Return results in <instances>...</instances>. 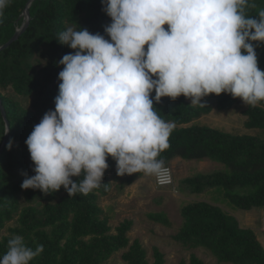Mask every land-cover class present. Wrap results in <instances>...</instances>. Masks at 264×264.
Instances as JSON below:
<instances>
[{"label":"trees","instance_id":"obj_1","mask_svg":"<svg viewBox=\"0 0 264 264\" xmlns=\"http://www.w3.org/2000/svg\"><path fill=\"white\" fill-rule=\"evenodd\" d=\"M27 1L12 0L4 10L0 18V45L20 27ZM251 3L255 7L249 6L246 12L255 17L264 9V0H250ZM28 11L27 28L0 50V99L9 125L7 140L0 148V257L7 252V241L19 235L33 249L40 244L44 246V251L30 264H101L118 252L125 264H165L156 247L150 262L140 240L130 242L131 220L122 221L114 230L109 225L98 199L110 190L109 173L116 165L110 156L102 181L107 185L88 195L69 196L63 186L48 194L39 189L21 188L25 179L22 173L35 175L25 141L44 114L55 110L54 99L61 83L58 74L63 69L58 61L75 51L60 44L58 34L68 27L83 28L110 39L104 33V26L111 23V18L102 11L101 0H32ZM164 28L167 30L168 26ZM255 50L258 67L264 71V43ZM202 103L203 107L193 106L183 95L175 100L163 97L159 103L154 101L158 115L175 124L169 137L170 147L158 159H163L164 164L176 156L217 161L223 169L195 174L184 179L183 185L192 194L219 188L233 206L243 210L261 209L264 206V101L251 107L240 98L221 93L209 94ZM233 108L241 109L242 126L252 133L196 122L212 110L225 112ZM4 124L0 112V135ZM3 139L4 136L0 145ZM10 139L13 146L7 150L5 145ZM142 174H133L127 183ZM72 179L75 182L80 178ZM180 215L181 225L172 238L181 246L202 247L219 263L264 264V247L254 230L240 226L223 207L207 199H193L181 207ZM151 218L169 224L163 213ZM177 264H203V261L192 253L189 261L181 260Z\"/></svg>","mask_w":264,"mask_h":264},{"label":"clouds","instance_id":"obj_2","mask_svg":"<svg viewBox=\"0 0 264 264\" xmlns=\"http://www.w3.org/2000/svg\"><path fill=\"white\" fill-rule=\"evenodd\" d=\"M11 2L0 0V18ZM101 4L111 18L104 26L110 39L83 28L58 34L57 41L75 51L58 61L63 69L55 110L25 141L35 175L22 173V189L48 194L63 186L69 196L88 195L107 185L102 181L109 156L120 176L162 175L165 162L158 157L170 147L175 128L154 106L163 97L183 95L200 107L209 94H230L251 107L264 101V71L255 50L264 43V9L248 15L246 9L255 7L250 0ZM8 131L5 123L0 138ZM12 146L10 139L5 147ZM43 251L42 244L33 249L15 235L0 264H30Z\"/></svg>","mask_w":264,"mask_h":264},{"label":"rangeland","instance_id":"obj_3","mask_svg":"<svg viewBox=\"0 0 264 264\" xmlns=\"http://www.w3.org/2000/svg\"><path fill=\"white\" fill-rule=\"evenodd\" d=\"M243 120L244 115L241 109L233 108L225 112L212 110L198 118L196 122L226 130L252 133L253 131L243 128ZM168 164L172 169L174 183L172 186L162 187L155 186L153 175L144 173L133 182L127 183V179L133 174L120 176L117 174L115 165L114 170L109 173L110 190L98 199L113 230L126 219L132 221V227L128 231L130 242L138 238L147 251V258L150 262L153 260V251L156 247L164 256L165 264H177L181 260L189 261L192 253L201 259L203 264H227L219 263L208 250L202 247L185 248L173 240L172 235L177 232L182 222L180 209L193 199H207L223 207L237 219L240 226L254 230L264 247V231L260 229V208L249 210L237 208L223 197L219 188L192 194L190 189L183 185L184 179L195 174L223 169L224 166L221 163L207 158L184 159L176 156ZM157 213H163L169 224L165 225L153 220L152 215ZM12 222L13 220L8 222L6 227ZM3 231L1 232L4 234ZM101 264L125 263L121 259V252H118Z\"/></svg>","mask_w":264,"mask_h":264},{"label":"water","instance_id":"obj_4","mask_svg":"<svg viewBox=\"0 0 264 264\" xmlns=\"http://www.w3.org/2000/svg\"><path fill=\"white\" fill-rule=\"evenodd\" d=\"M31 1H32V0H28V1H27L26 5H25V7H24V9H23V11H22V13H21V17L23 18V20H22V23H21L20 27H18V28L16 29L14 35H13V36H12L7 42H5L4 44L0 45V50H2V49H4V48H6L7 46H9V45H10L13 41H15V40L19 37V35H20L21 33H23L24 30L27 28L28 23H29V11H28V7H29ZM165 26H168V25L166 24V25H164V27H165ZM0 112H1V115H2V117H3L4 122H5L6 125L9 127V125H8V121H7V118H6V114H5V110H4V107H3V105H2L1 99H0ZM7 135H8V133H7L6 135H4V139H3V141H2V144L0 145V148H1V147L3 146V144L6 142V140H7Z\"/></svg>","mask_w":264,"mask_h":264},{"label":"built area","instance_id":"obj_5","mask_svg":"<svg viewBox=\"0 0 264 264\" xmlns=\"http://www.w3.org/2000/svg\"><path fill=\"white\" fill-rule=\"evenodd\" d=\"M164 166L166 171L162 175L160 176L153 175L154 184L157 187L172 186L174 183L171 166L169 164H164ZM260 229L264 231V206L261 208Z\"/></svg>","mask_w":264,"mask_h":264}]
</instances>
